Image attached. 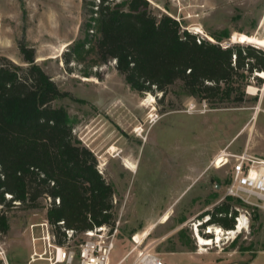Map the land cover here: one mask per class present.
I'll list each match as a JSON object with an SVG mask.
<instances>
[{"label": "rangeland", "instance_id": "obj_1", "mask_svg": "<svg viewBox=\"0 0 264 264\" xmlns=\"http://www.w3.org/2000/svg\"><path fill=\"white\" fill-rule=\"evenodd\" d=\"M87 1L85 7L84 0H0V56L26 66L20 45L34 48L36 63L71 94L54 104L66 108L75 137L94 152L115 191L112 263L128 256L123 263L128 264L148 250L167 264H264V210H251L248 227L234 233L218 224L200 225L221 203L231 205L227 216L219 215L227 219L244 206L222 199L228 166L215 162L223 153L264 159V77L260 86L251 78L256 89L246 87L248 100L231 107L213 108L187 95L179 81L165 92H139L115 59L101 60L98 23L86 26L98 2ZM148 1L157 17L169 15L192 33L201 27L205 35L199 36L223 46L233 44L236 34L264 39V0ZM225 31L228 38H214ZM125 159L136 168L128 169ZM48 202L41 198L38 208H6L9 230L0 233V243L10 264H29L33 253L42 257L33 264L48 263L41 226ZM196 228L218 243L201 251ZM145 231L149 235L143 237Z\"/></svg>", "mask_w": 264, "mask_h": 264}, {"label": "trees", "instance_id": "obj_2", "mask_svg": "<svg viewBox=\"0 0 264 264\" xmlns=\"http://www.w3.org/2000/svg\"><path fill=\"white\" fill-rule=\"evenodd\" d=\"M97 2L86 26L98 23V54L103 62L115 59L117 70L139 92H165L179 81L187 95L219 108L247 101L251 78L263 83L258 76L264 72L263 47L207 40L169 15L157 17L148 0ZM228 37L226 31L214 34L218 41ZM20 50L26 66L0 56V233L9 230L7 209L38 208L43 198L49 200L50 232L65 245L66 229L79 235L115 225V191L94 152L75 137L66 108L54 104L71 94L36 63L34 48L21 43ZM230 210L228 202L221 203L200 225L232 230L234 216L220 217Z\"/></svg>", "mask_w": 264, "mask_h": 264}, {"label": "built area", "instance_id": "obj_3", "mask_svg": "<svg viewBox=\"0 0 264 264\" xmlns=\"http://www.w3.org/2000/svg\"><path fill=\"white\" fill-rule=\"evenodd\" d=\"M217 162H215L216 166L219 164L220 167L228 166L222 185L224 192L222 199H236L244 205L241 209L235 207L238 211L234 217L235 229L226 232L242 231L248 227L251 210H264V159L243 152L226 155L223 161ZM41 226L45 233L44 242L46 246L48 245L44 254L49 253V257L45 258L48 263L44 264H113L111 257L115 248L118 225L94 226L79 235L73 229H66L65 245H58L55 242L47 219ZM127 257L125 256L116 264H123ZM40 258H42L40 255L33 253L29 264H33ZM0 264H10L7 250L2 243H0ZM128 264H167V262L156 253L142 250Z\"/></svg>", "mask_w": 264, "mask_h": 264}, {"label": "bare ground", "instance_id": "obj_4", "mask_svg": "<svg viewBox=\"0 0 264 264\" xmlns=\"http://www.w3.org/2000/svg\"><path fill=\"white\" fill-rule=\"evenodd\" d=\"M194 30L197 33H202L203 35H205V33H204V31H203V29L201 27H194ZM209 39L213 40V38H211V37H209ZM234 41L240 42V43L253 44V45H256V46H259V47H263L264 48V39H259V38H256L255 36H247V35H244V34H241V35L238 34L237 35L236 34V37H234ZM259 75H261L262 77H264V72H260ZM254 89H256V88L253 87V86H251V85L248 88V90L250 92L253 91ZM138 130H140V129H136V131H138ZM223 155H226V154L223 153V154H221V157L220 158L216 159V161L218 160L217 163H220L221 161L224 160V158L222 157ZM125 166L128 169H131V170H134L136 168V165L135 164L131 163L129 160H126V159H125ZM217 167H220V164ZM167 219H168V215L166 214V215H164L162 221H166ZM147 235H149V232L148 231H145L142 236L143 237H146ZM221 235H222V233L219 230L218 233H217L218 241H220ZM139 237L140 236H138V235L135 236L136 239H138ZM196 238L198 239V244L201 246V251L204 250L203 247H205V246H212L213 244H215V242H217L215 240L213 241V240H210L209 238H204L203 236H201V234L198 232V228H196Z\"/></svg>", "mask_w": 264, "mask_h": 264}, {"label": "water", "instance_id": "obj_5", "mask_svg": "<svg viewBox=\"0 0 264 264\" xmlns=\"http://www.w3.org/2000/svg\"><path fill=\"white\" fill-rule=\"evenodd\" d=\"M232 42H233V43H236V41H232ZM230 45H231V43H228V44L226 45V47H227V46H230ZM258 76H261V75L258 74ZM261 77H262V76H261ZM247 92H248V91H247Z\"/></svg>", "mask_w": 264, "mask_h": 264}, {"label": "crops", "instance_id": "obj_6", "mask_svg": "<svg viewBox=\"0 0 264 264\" xmlns=\"http://www.w3.org/2000/svg\"><path fill=\"white\" fill-rule=\"evenodd\" d=\"M158 123V122H157ZM154 124H156V123H153L152 125H154Z\"/></svg>", "mask_w": 264, "mask_h": 264}]
</instances>
